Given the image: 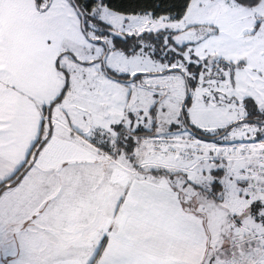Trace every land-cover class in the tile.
<instances>
[{
	"label": "snow or ice",
	"instance_id": "6c2138e0",
	"mask_svg": "<svg viewBox=\"0 0 264 264\" xmlns=\"http://www.w3.org/2000/svg\"><path fill=\"white\" fill-rule=\"evenodd\" d=\"M0 264H264V0H0Z\"/></svg>",
	"mask_w": 264,
	"mask_h": 264
}]
</instances>
